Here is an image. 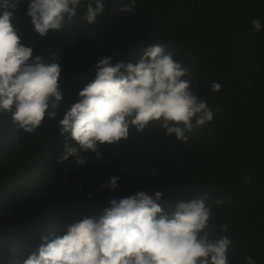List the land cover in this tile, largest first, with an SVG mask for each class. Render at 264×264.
<instances>
[{"label":"trees","instance_id":"trees-1","mask_svg":"<svg viewBox=\"0 0 264 264\" xmlns=\"http://www.w3.org/2000/svg\"><path fill=\"white\" fill-rule=\"evenodd\" d=\"M102 2L94 23L78 7L76 17H65L45 37L35 32L27 8L13 18L33 56H61L63 99L55 120L95 79L100 57L136 64L155 44L188 69L184 79L213 119L201 127L193 120L186 142L166 135L156 121L143 132L130 127L127 139L100 145L101 160L81 152L88 162L80 166L75 157L58 162L65 142L58 121L46 114L27 133L11 113H0V264H23L44 237L62 236L84 217L99 218L112 198L140 191L162 192L157 202L168 214L180 202L206 196L213 238L231 240L229 264H248L249 256L264 264V0H136L131 12L121 11L130 0ZM88 3L95 7L94 0L82 7ZM213 82L219 91L210 90ZM113 176L119 177L114 190L106 187Z\"/></svg>","mask_w":264,"mask_h":264},{"label":"clouds","instance_id":"clouds-1","mask_svg":"<svg viewBox=\"0 0 264 264\" xmlns=\"http://www.w3.org/2000/svg\"><path fill=\"white\" fill-rule=\"evenodd\" d=\"M86 0H3L0 2V113H11L18 128L34 133L45 120L57 118L63 94L59 86L61 56L51 53L46 60L33 56L30 42H21L13 18L27 8L35 32L45 37L60 30L65 17L70 21L79 7L88 24L103 12L102 0L95 7ZM136 0L121 11L131 12ZM256 31L261 23L254 19ZM84 34H79L81 39ZM95 79L79 92V101L58 118L60 135L65 137L58 162L75 157L78 165L88 160L81 152L93 153V162L101 160L100 145L127 139L130 127L143 132L150 122H158L166 135L187 141L186 132L212 121L214 113L205 101L191 91L186 67L173 59L164 46L148 47L136 63H112V57L98 59ZM126 71V75L121 70ZM221 89L213 82L210 90ZM119 177L113 176L106 187L115 189ZM154 197L140 191L135 195L112 198L110 207L99 217H84L68 226L62 236L44 237L38 253L23 264H229L231 240L213 238L214 219L207 197L180 202L171 214L164 212ZM216 203H222L217 200ZM226 230V226H221ZM248 264H255L247 257Z\"/></svg>","mask_w":264,"mask_h":264}]
</instances>
